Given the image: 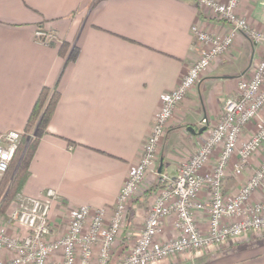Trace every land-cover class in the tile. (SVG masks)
Returning <instances> with one entry per match:
<instances>
[{
	"label": "crops",
	"instance_id": "crops-1",
	"mask_svg": "<svg viewBox=\"0 0 264 264\" xmlns=\"http://www.w3.org/2000/svg\"><path fill=\"white\" fill-rule=\"evenodd\" d=\"M261 2L240 0L238 5L239 13L257 29L264 28ZM39 25L52 30L57 40L38 42L34 29ZM192 25L215 35L224 34L229 26L194 0H0V134L23 131L41 87L56 86L59 92L21 189L24 195L50 200L54 235L66 231L73 207L86 204L92 211L109 212L115 204L141 155L161 96L178 84L204 47L194 40ZM63 41L78 47L75 60L58 53ZM259 53L250 38L238 34L210 63L167 122L158 148V177L175 175L179 164L194 153L199 130L216 123L225 98L236 93L240 78L252 73ZM261 121L264 108L244 126L239 142ZM215 157L201 173L211 171ZM235 159L225 173L227 194L236 192L264 159V143L241 174L232 171ZM149 176L127 203L111 262L143 228L153 199ZM48 188L55 190V198L46 196ZM198 198L206 202L208 190ZM263 198L264 183L249 201ZM195 217L205 229L207 212L196 211ZM174 218L163 220L157 241L177 234ZM18 229L20 236L26 233L25 228ZM93 254L96 257V246ZM154 264H264V231Z\"/></svg>",
	"mask_w": 264,
	"mask_h": 264
},
{
	"label": "built area",
	"instance_id": "built-area-1",
	"mask_svg": "<svg viewBox=\"0 0 264 264\" xmlns=\"http://www.w3.org/2000/svg\"><path fill=\"white\" fill-rule=\"evenodd\" d=\"M194 1L226 21L228 29L222 35H215L197 25L191 26L194 40L204 43V47L178 84L161 96L160 108L141 155L129 170L113 207L109 212L105 208L92 211L86 204L73 207L66 231L54 235L49 223L50 200L18 192L8 221L25 228L26 233L9 235L0 227V264H92L93 259L94 264H154L185 251L202 252L249 233L264 231V198L249 201L252 193L264 183V159L236 192L227 194L223 187L232 158H236L232 171L241 174L264 143V121L250 137L239 142L244 126L264 108V28L252 27L239 13L240 0ZM261 4L264 24V0ZM238 34L250 38L260 50L252 73L237 81L236 93L225 98L220 117L200 133L196 150L179 164L175 175L158 177L143 228L135 241L111 262L114 242L125 222L127 203L154 169L159 144L175 107L210 63L230 48ZM34 38L43 44L57 40L56 34L43 25L34 29ZM22 135L23 131L16 130L0 134V176L7 171ZM213 155L216 157L211 171L201 173ZM204 189L208 190L206 202L198 198ZM46 196L55 198V190L48 188ZM201 210L208 215L205 229H201L195 217L196 211ZM170 215L175 216L173 224L177 234L166 241H157L162 222Z\"/></svg>",
	"mask_w": 264,
	"mask_h": 264
},
{
	"label": "trees",
	"instance_id": "trees-1",
	"mask_svg": "<svg viewBox=\"0 0 264 264\" xmlns=\"http://www.w3.org/2000/svg\"><path fill=\"white\" fill-rule=\"evenodd\" d=\"M58 53L66 57L67 61H73L77 57L78 47L63 41L58 47ZM58 98L59 92L56 86L41 87L24 126V134L20 139L7 171L0 181V194L7 186L4 198L0 202V214L5 212L12 195L21 191L29 175L28 166L33 152L40 136L46 132L47 124ZM30 129L35 130V136L31 140H27L25 133L29 132ZM155 184L154 189L157 187L158 182Z\"/></svg>",
	"mask_w": 264,
	"mask_h": 264
},
{
	"label": "rangeland",
	"instance_id": "rangeland-1",
	"mask_svg": "<svg viewBox=\"0 0 264 264\" xmlns=\"http://www.w3.org/2000/svg\"><path fill=\"white\" fill-rule=\"evenodd\" d=\"M23 134H24V131H23ZM25 135H26V139L27 140H31L35 136V130L34 129H30L29 132L25 133ZM154 164H155L154 165V169L148 173L150 175L149 176V179L152 180L153 183L151 181V185L150 184H147L149 188L153 189L152 190L153 198H154V193H155L154 185L158 181V179H157L158 174L156 173V170L158 169V157H157V159H156V161H155ZM211 169H212V166H211ZM3 175L0 176V181L3 178ZM6 188H7V186L5 187V190L3 192H1V194H0V202L4 198V195L6 193ZM17 193L18 192H15L12 195V197H11V199L9 201V204H8L5 212L3 214H0V227L5 228V231L9 235H17V236H19L20 235V232H19V229H18L19 227L17 225L12 224L11 222L8 221V214L13 210V208H15L16 203H17ZM152 201H153V199H152ZM115 243H116V240L114 242L113 247L115 246Z\"/></svg>",
	"mask_w": 264,
	"mask_h": 264
},
{
	"label": "water",
	"instance_id": "water-1",
	"mask_svg": "<svg viewBox=\"0 0 264 264\" xmlns=\"http://www.w3.org/2000/svg\"><path fill=\"white\" fill-rule=\"evenodd\" d=\"M206 126L202 127L200 130H199V133H201L204 129H205ZM160 168H161V164H159L158 166V171H160Z\"/></svg>",
	"mask_w": 264,
	"mask_h": 264
}]
</instances>
